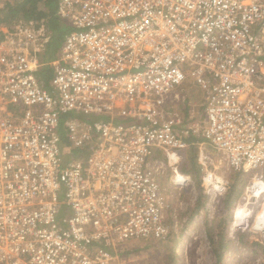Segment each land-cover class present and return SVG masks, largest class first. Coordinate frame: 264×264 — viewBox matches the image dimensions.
<instances>
[{
  "label": "built area",
  "instance_id": "2783aa9c",
  "mask_svg": "<svg viewBox=\"0 0 264 264\" xmlns=\"http://www.w3.org/2000/svg\"><path fill=\"white\" fill-rule=\"evenodd\" d=\"M57 13L70 31L46 63L43 20L0 28V264H128L127 242L170 237L161 179L189 185L191 144L210 196L227 186L210 148L251 172L228 230L264 241V0H59Z\"/></svg>",
  "mask_w": 264,
  "mask_h": 264
},
{
  "label": "rangeland",
  "instance_id": "374dc122",
  "mask_svg": "<svg viewBox=\"0 0 264 264\" xmlns=\"http://www.w3.org/2000/svg\"><path fill=\"white\" fill-rule=\"evenodd\" d=\"M10 1L0 0V8ZM12 22H0L1 30H10ZM186 91L190 94L197 90L193 85H186ZM192 108L200 113L197 105ZM210 153L215 159L216 174L227 184L225 191L210 196L186 173L190 177L189 185L181 189L171 184L170 174L162 177L171 205L165 217L172 233L166 240L127 242L124 258L128 264H262L264 241L259 235L252 232L230 234L228 230L231 209L236 199L242 197L251 172L239 174L221 162L211 148ZM200 192L204 198L202 205L196 208ZM229 194L234 198L230 208L224 202Z\"/></svg>",
  "mask_w": 264,
  "mask_h": 264
},
{
  "label": "trees",
  "instance_id": "16d2710c",
  "mask_svg": "<svg viewBox=\"0 0 264 264\" xmlns=\"http://www.w3.org/2000/svg\"><path fill=\"white\" fill-rule=\"evenodd\" d=\"M58 1L59 0H11L7 5L0 8V22L10 23L11 21L17 20L44 21L51 33L49 45L42 56V60L45 63L54 59L65 34L70 31L69 25L62 21L57 13ZM50 75L51 69L48 65H44L38 70L37 77L39 81H42L41 83L44 87H47ZM87 120H93V118H89ZM63 141L65 145H68V141L66 139ZM190 141L196 142L199 140H196L194 137H190ZM78 151L79 150H77V152ZM85 154L86 152L84 150H80L79 155L83 156ZM180 170L183 173L189 174L195 181V184L200 186L202 172L196 161L195 144L189 145V147L184 151ZM199 197L200 200L197 203L196 208L202 204L204 195L200 192ZM233 199L234 198L231 197L230 194L228 197L226 196L224 202L228 208H230L233 204ZM218 256L219 254H217V257Z\"/></svg>",
  "mask_w": 264,
  "mask_h": 264
},
{
  "label": "bare ground",
  "instance_id": "6f19581e",
  "mask_svg": "<svg viewBox=\"0 0 264 264\" xmlns=\"http://www.w3.org/2000/svg\"><path fill=\"white\" fill-rule=\"evenodd\" d=\"M252 224H255V228H259L260 224L264 225V205L259 209L256 215L253 216ZM262 230L264 231V227H262Z\"/></svg>",
  "mask_w": 264,
  "mask_h": 264
},
{
  "label": "crops",
  "instance_id": "0c3cea01",
  "mask_svg": "<svg viewBox=\"0 0 264 264\" xmlns=\"http://www.w3.org/2000/svg\"><path fill=\"white\" fill-rule=\"evenodd\" d=\"M186 102H187V101H186ZM192 106H193V105H190V106L186 105L185 108H186L187 110H189V108H192ZM186 109H185V112H186ZM205 193H206V192H205ZM236 200H237V199H236ZM201 205H202V204H201ZM233 208H234V207H233ZM233 208H232V209H233ZM232 209H231V213H230V220H231V216H232Z\"/></svg>",
  "mask_w": 264,
  "mask_h": 264
}]
</instances>
